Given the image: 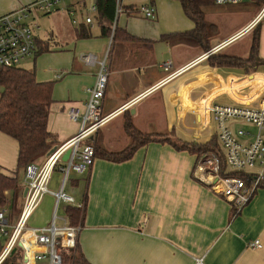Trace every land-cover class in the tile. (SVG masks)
Returning <instances> with one entry per match:
<instances>
[{
  "label": "crops",
  "instance_id": "crops-1",
  "mask_svg": "<svg viewBox=\"0 0 264 264\" xmlns=\"http://www.w3.org/2000/svg\"><path fill=\"white\" fill-rule=\"evenodd\" d=\"M3 1L0 16L34 0ZM73 2L63 0L54 12L34 14L31 21L38 24L40 14L47 19L46 28L41 31L39 24L36 29L37 47L46 44L50 50L20 65L34 70L39 81H55L48 119L53 148L79 133L80 120H73L68 110L75 106L84 113L89 89L96 82L98 65L85 63L82 54L92 52L103 58L111 47L103 114H116L92 141L108 151L125 149L131 143L125 122L131 117L146 135L167 136L179 145L222 157L218 126L208 108L214 103L258 106L264 93V63L256 68L219 65L217 58L247 59L258 35V57L264 61V18H258L264 3L248 0L207 8V21L218 27L207 50L201 44L163 39L195 28L179 0H123L138 10L154 3L156 13L153 19L127 12L119 16L118 26L138 39L121 38L112 44L110 36L102 35L96 12L88 9L94 0H86L84 7L71 6ZM88 16L92 23L86 22ZM79 24H85L91 36L80 38ZM165 62H171L169 70ZM130 101L131 106L123 108ZM242 123L248 122L228 124L240 141L252 142L257 128L248 123L256 131L245 130ZM240 130L247 134L241 135ZM203 152L151 140L127 160L97 156L85 172H71L65 190L74 196L75 205L85 208L79 242L87 259L92 264H264V184L235 214L221 193L194 177ZM18 156V141L0 131V170L15 172ZM19 177L24 191L13 218L19 215L26 193L25 171ZM62 181V172L56 170L51 192L58 191ZM51 192L28 219L30 227L52 223L56 196ZM66 208L61 204L57 211L59 225L67 216ZM255 240L261 241V248L251 246Z\"/></svg>",
  "mask_w": 264,
  "mask_h": 264
},
{
  "label": "built area",
  "instance_id": "built-area-1",
  "mask_svg": "<svg viewBox=\"0 0 264 264\" xmlns=\"http://www.w3.org/2000/svg\"><path fill=\"white\" fill-rule=\"evenodd\" d=\"M62 1L34 0L30 5L0 16V65L20 66L24 60L37 54L36 29L39 28V24L31 19L37 11L46 13L56 11ZM242 1L216 0L215 3L223 5ZM88 9L92 13L97 11L94 2L90 3ZM125 12L123 0H116V20ZM155 13L154 3L142 6L135 12L147 19H153ZM258 18H264V7ZM86 22L92 23V17L88 16ZM112 41L113 36H111V44ZM110 55L111 47L103 58H98L92 52L82 54L81 57L85 63L98 65V72L96 82L89 89V99L85 104L84 113L75 106L68 110L73 120H80L79 133L65 143L54 147L43 161L27 165L26 193L21 211L16 218L9 214L8 209H0V264L14 255L17 257L15 264H65L64 250L77 246L81 226L71 225L67 216L63 218L62 224H57L59 217L57 211L61 204L64 206L75 204L74 196L65 190L70 173L73 171L83 173L92 166L96 150L91 138L116 114V112L103 114V101L110 74ZM171 65V62H165L163 66L169 70ZM132 101L126 103L123 108H129ZM208 110L217 123L224 155L221 157L217 153L203 152L195 165L193 175L198 181L221 193L230 202L236 214L264 184V93L258 106L214 103ZM234 120L246 121L257 128V134L252 142L240 141L235 136L228 124ZM239 133L247 134L244 130H240ZM68 151L70 154L67 159H64ZM56 170L62 172L63 181L58 191L51 192L49 185ZM227 172H236L238 175L224 174ZM240 174H243V177ZM49 192L56 196L52 223L46 227H30L28 219L40 205L45 194ZM251 246L261 248L262 243L260 240H255ZM200 262L199 259L198 263Z\"/></svg>",
  "mask_w": 264,
  "mask_h": 264
},
{
  "label": "trees",
  "instance_id": "trees-1",
  "mask_svg": "<svg viewBox=\"0 0 264 264\" xmlns=\"http://www.w3.org/2000/svg\"><path fill=\"white\" fill-rule=\"evenodd\" d=\"M185 14L195 23L192 31L163 36V39L171 43L187 42L197 43L210 50L211 36L217 34L218 27L206 19L207 8L215 4L216 0H179ZM264 3V0H257ZM86 6V0H76L71 4ZM97 11L94 19L101 27L103 36H113L116 43L121 38L127 40L138 39L129 34L126 29L118 26L116 20V0H96ZM127 13H135L138 9L135 4L125 5ZM78 36L87 38L91 36L89 28L85 24L78 25ZM258 35L255 36L251 53L247 59L233 56L221 55L218 59L219 65H250L258 67L264 63L258 57ZM40 42H37V46ZM49 45H40L37 54L49 51ZM55 81H39L34 70L21 66L6 67L0 65V131L14 137L19 143L18 167L15 172L6 173L0 170V209H8L11 216L18 213V201L23 194L24 183L19 177L28 164L35 160L44 158L53 149L55 144L53 135L48 130V119L50 108L54 102L53 91ZM127 134L131 137V143L121 151H108L91 140L95 146V157L100 156L116 162L124 161L132 157L139 146L147 144L151 140L168 142L177 149H191L193 152H203L204 149L195 150L188 144L179 145L170 137H153L146 135L135 127L132 118L125 122ZM226 175L235 176L236 172H227ZM243 177V174H240ZM20 197V198H19ZM66 214L73 226L83 225L85 208L83 205H68ZM65 264H92L83 252L80 242L75 248L64 250ZM17 257L14 255L3 264H15Z\"/></svg>",
  "mask_w": 264,
  "mask_h": 264
},
{
  "label": "rangeland",
  "instance_id": "rangeland-1",
  "mask_svg": "<svg viewBox=\"0 0 264 264\" xmlns=\"http://www.w3.org/2000/svg\"><path fill=\"white\" fill-rule=\"evenodd\" d=\"M3 2H5V1L0 0V3L4 5L5 3H3ZM39 24H40V27H41V31H42L44 28H46V24H47L46 16H44V15H42V14L39 15ZM240 126H241L243 129H245V130H247V129H251L253 132L256 131V128H255V127H252L251 124H248V123H242ZM44 158H45V157H44ZM44 158L42 157V158H40V159H37V160H35V162H36V163H39V162L43 161ZM19 198H20V197H19ZM20 199H21V198H20ZM18 204H19V201H18ZM17 206H18V205H17ZM29 224H30V223H29ZM29 226H30V225H29Z\"/></svg>",
  "mask_w": 264,
  "mask_h": 264
},
{
  "label": "water",
  "instance_id": "water-1",
  "mask_svg": "<svg viewBox=\"0 0 264 264\" xmlns=\"http://www.w3.org/2000/svg\"><path fill=\"white\" fill-rule=\"evenodd\" d=\"M243 1H248V0H243ZM96 2V0H94V3ZM54 149H52L50 152H52ZM70 152L68 151L66 153V155L64 156V159H67V157L69 156Z\"/></svg>",
  "mask_w": 264,
  "mask_h": 264
}]
</instances>
